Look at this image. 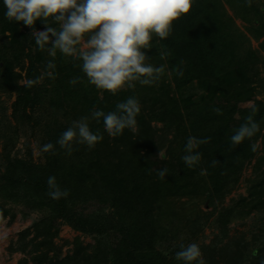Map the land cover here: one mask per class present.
<instances>
[{
    "label": "trees",
    "instance_id": "trees-1",
    "mask_svg": "<svg viewBox=\"0 0 264 264\" xmlns=\"http://www.w3.org/2000/svg\"><path fill=\"white\" fill-rule=\"evenodd\" d=\"M3 11L4 9L0 11V17L11 31L12 42L16 41L19 34L25 37L26 31L24 34L21 32V29L25 28L19 27L25 26L23 22H9ZM212 17L202 0H195L189 14L173 21L172 35L163 41H153V48L147 50L150 62L154 65H157L155 61L160 60L158 62L166 63L172 74H176L177 69L183 70L182 77L174 76V83L178 85L176 88L179 92L181 85L186 86L194 80L201 82L207 78L208 88L214 89L218 94L216 97H208L218 98L220 102L202 99V107L190 111L185 109V118L175 119L173 123L177 125H172L176 127L175 132L180 134L183 142L187 141L184 129L189 130L190 136L211 138L209 143L201 145L198 149L203 155L200 164L188 168L181 159L185 155L183 153L178 155L174 162L165 160L163 165L155 157V149L151 144L154 136L149 134V129L141 130L138 135L125 129L121 136L109 140L104 132L102 119L99 123L90 121L92 130H98L104 137L93 149L75 145L76 150L68 155L56 145L57 154L46 153L44 165L32 164L10 155L5 156V169L0 171V226L5 220L9 223L15 219L13 210L17 207L24 209V218L30 214L39 216L32 232L28 233L26 230V233L20 236V241L28 243H20L21 246L17 248L23 251L32 242L33 248L28 250V254H33V263L41 264L50 260L46 259L48 257L42 249L51 246L52 239L58 236L60 225H64L74 232L93 236L99 245L92 253L87 254L78 242L75 255L66 257L58 264H168L165 262L161 243L164 242L165 246L180 238L177 236L179 226L171 227L175 220L176 200H193V197H199L205 191L210 194L207 200L212 201L213 197L221 200L224 192H227L228 179L234 176L236 180L241 168L254 155L253 145L259 137L264 146V131L260 134L264 103L252 95V85H261L262 81L254 67L257 58L248 60L250 65L242 60H231L226 35L215 27ZM263 33L264 25L261 34ZM31 43L34 58H30L32 54L28 57L26 78L27 81L41 78L44 88L39 83L32 87H21L17 95L18 106L26 103V106L33 107L48 99L53 114L60 108L65 118L69 116V112H73L72 117L78 120L82 116H90L95 109L106 113L114 111L118 102L129 96H137L129 90L115 96L102 92L100 98L99 93L87 84L81 69L76 71L71 80L80 77L83 82L71 85L69 81L62 79L64 68L60 65L64 62V57L58 53L52 58L46 51L39 50L34 40H31ZM7 45L12 48L8 43ZM161 51L170 55L162 58ZM49 61L55 65L54 68H48ZM180 61L184 63L181 64ZM76 66L79 67L78 64ZM8 73L11 79H7V76L4 81L10 85L17 76L12 75L10 71ZM146 94L145 97L156 101L154 91ZM167 101L174 102L172 98L166 99L164 103ZM247 101L251 102L249 108L239 107ZM183 102L189 104V100ZM78 105L84 107V114L77 112L75 106ZM253 107L258 109L254 119L260 130L251 139H245L241 144L233 146L230 136L244 123V118L251 114ZM213 108H219L222 114H216ZM234 113L237 114L236 117ZM70 125L71 123L62 120L55 125L56 129L47 130L46 135L51 143L55 145L59 138L58 132L61 134ZM183 134L185 136H182ZM149 136H152V140L147 141ZM237 154L240 156L235 158ZM213 159L218 165L212 166ZM164 167L168 168V175L161 179L157 171ZM186 167L188 171L184 169ZM176 168H182L183 174H178ZM202 168L207 169V175L203 177L200 175ZM194 169L196 175L192 172ZM49 176H55L58 185L69 190L66 199L52 200L47 195ZM205 178L208 180L204 183ZM195 180L201 182L198 188L192 185ZM261 203L264 206V200ZM89 207L95 209L87 211ZM158 209L160 215L157 214ZM252 210H255V206ZM252 210L250 208L242 213V218ZM231 218L232 213L221 215L224 222ZM183 228L180 224V229ZM30 234L32 237L25 240ZM260 243L262 247L259 249V255H241L242 264H259L260 260L264 259V242Z\"/></svg>",
    "mask_w": 264,
    "mask_h": 264
},
{
    "label": "rangeland",
    "instance_id": "rangeland-1",
    "mask_svg": "<svg viewBox=\"0 0 264 264\" xmlns=\"http://www.w3.org/2000/svg\"><path fill=\"white\" fill-rule=\"evenodd\" d=\"M202 2L207 7L208 12L213 15L215 27L226 35V42L230 45L228 50L231 54L230 59L242 60L250 65L248 60H251L252 57L257 58L254 67H256V72L262 81L260 82L261 85L259 83L252 85V95L255 96L256 100H261L264 103V33L261 34L264 25V0H251L250 4L248 0H202ZM0 6H2L0 11L4 9V15L3 0H0ZM2 20L0 17V49L3 50H0L1 172L5 169L3 159L6 155H10L12 158L18 157L24 161L32 162V164L44 165L46 153L42 152L41 148L44 144L51 142L49 136L46 135L47 130L56 129L55 125L62 120L67 123H72L75 120L72 117L73 112H69V116L67 115L65 118L60 108H57L53 114V108L48 99H44L38 104L36 101L37 105L33 107L26 106V103L18 106L19 89L24 87L27 82L28 57L32 54L30 58H34L31 43L32 28L19 26L25 28L21 29V32L24 34L26 31V36L22 37L18 33L16 41L12 42L11 31ZM35 27L37 31L45 30L40 21L35 23ZM7 43L12 48H9ZM158 61L160 60L155 61L157 66L161 65ZM77 64L79 67L76 66ZM80 64L81 61L79 60L64 57V62L60 65L64 68L62 79L70 81L76 71L81 69ZM8 71L17 76V78L14 76L16 79L10 85L4 81V77L7 76V79H11ZM167 73L170 74L164 75L152 87L137 84L136 88L131 90L137 94L136 98L139 100L141 110L136 117L137 130H128L134 135H138L141 130L149 129V134L154 136L151 144L155 149V157L163 165L165 160L174 162L178 155L185 153V146L182 143L186 144V142H183V138L177 131L175 132L176 127L172 125L177 124L173 123L174 120L185 118L186 110L190 111L202 107V102H204L202 99L208 98V100L220 102L218 98L208 97H216L218 94L214 89L208 88L207 78L201 82L194 80L186 86L181 85V92H179V89L176 88L178 85L174 83V76L177 77L178 75L172 74L168 65ZM42 82L43 80L40 78L39 85H43L44 88ZM14 83L16 86L13 87ZM48 87L50 86L48 85ZM94 90L99 93L101 98L102 92L96 88ZM149 91L155 92L156 101L145 97L146 92ZM169 98H172L174 102L168 103L169 101H167L164 103ZM183 100H189V104H184ZM250 106L251 102L248 101L239 105L242 109ZM75 108L78 110L77 112L81 111L84 114L82 105L75 106ZM70 110L73 111V109ZM236 115L234 113V117ZM184 130L186 131V139H188L190 132L188 129ZM263 131L264 116L260 134ZM59 136L60 133L58 132L57 137ZM108 138L109 140L114 139L110 136ZM150 140H152V136L147 139V141ZM254 146V155L241 168L237 179L235 180L234 176L228 179L227 192H224L221 200L215 197L212 198V201L207 200L209 194L207 191L199 197H193V200L189 198L188 200L187 198L176 200L174 205L175 220H173L171 227L179 226L177 236L180 238L170 241L171 243L165 246L164 242L161 243L164 246L160 247L163 250L165 262L168 264L176 262L175 254L180 250V245H187L191 242L200 245L207 264H242L241 257L251 254L252 249L262 247L260 241L264 242V206L261 203L264 200V146L260 137ZM159 151L166 156V159H159ZM115 153L117 156V152ZM239 156L240 154H237L235 158ZM184 169L188 171L187 167ZM176 171L178 174L184 172L182 168L180 170L176 168ZM192 172L196 175L195 169ZM207 180L205 178L203 182L205 183ZM198 181L192 182L196 188L201 184ZM254 206L255 210H252ZM250 208L252 211L242 218V213L247 212ZM94 209V207H89L87 211ZM23 210L22 207L15 208L13 210L15 219L9 223L8 220H5L0 226V264H36L32 262L33 254L30 256L28 254V250L33 248L32 242L23 251L17 249L21 246L20 243H24L20 241L21 234L26 233V230L31 233L33 225L39 219L36 214H30L24 218ZM228 213L229 215L232 213V218L224 222L221 215ZM157 214L160 215L159 209ZM180 224L184 227L183 229H180ZM58 231V236L52 239L51 246L42 249L48 257L46 259L50 260H45L41 264H58L66 257L75 255L78 242L82 248L84 247L87 254L92 253L99 245L93 236L74 232L68 226L60 225ZM31 237L32 234L27 236L25 240ZM27 243L26 241L24 244ZM21 252L25 253L22 254Z\"/></svg>",
    "mask_w": 264,
    "mask_h": 264
},
{
    "label": "clouds",
    "instance_id": "clouds-1",
    "mask_svg": "<svg viewBox=\"0 0 264 264\" xmlns=\"http://www.w3.org/2000/svg\"><path fill=\"white\" fill-rule=\"evenodd\" d=\"M249 4L251 0H248ZM195 0H3L5 18L9 22H23L32 28L31 40L41 51L55 58L59 53L63 57L81 61L80 68L87 84L101 92L118 95L120 92L134 90L140 86L152 87L167 73V65H154L146 51L153 48V41L169 38L174 30L173 21L189 14ZM43 23L45 30L37 31L35 23ZM161 57L170 55L161 51ZM181 64L184 61H180ZM55 65L49 61L48 68ZM176 74L183 76V70ZM83 82L80 77L69 81L71 85ZM39 79L28 80L26 85L32 87ZM139 100L129 96L118 102L114 111L105 112L95 109L90 116H82L72 121L63 131L56 144H44L41 151L56 155V145L71 155L75 145H84L93 149L103 140V135L93 131L90 121L99 123L103 120V129L112 138L119 137L125 129L136 131V117L140 113ZM216 114H222L219 108H213ZM258 109L252 108L251 114L244 118L233 131L230 141L233 146L251 139L260 130L254 119ZM210 137L190 136L185 144L182 161L188 168L200 164L203 155L198 151L201 145L210 142ZM253 145V150H254ZM159 159L166 156L159 151ZM218 165L213 159L212 166ZM164 179L168 168L157 171ZM200 175H207L202 168ZM52 200L66 199L68 189H62L55 176L47 178ZM259 248L252 250V256L259 255ZM175 259L182 264H207L200 245L196 242L181 244ZM259 264H264L261 259Z\"/></svg>",
    "mask_w": 264,
    "mask_h": 264
}]
</instances>
